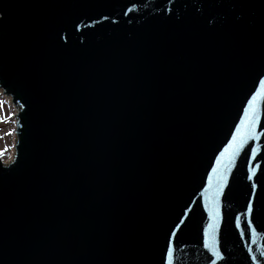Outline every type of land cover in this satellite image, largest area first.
<instances>
[{
  "label": "water",
  "instance_id": "obj_1",
  "mask_svg": "<svg viewBox=\"0 0 264 264\" xmlns=\"http://www.w3.org/2000/svg\"><path fill=\"white\" fill-rule=\"evenodd\" d=\"M262 77L264 0H0V264H264V92L208 196L222 259L203 246Z\"/></svg>",
  "mask_w": 264,
  "mask_h": 264
},
{
  "label": "snow or ice",
  "instance_id": "obj_2",
  "mask_svg": "<svg viewBox=\"0 0 264 264\" xmlns=\"http://www.w3.org/2000/svg\"><path fill=\"white\" fill-rule=\"evenodd\" d=\"M101 19H105V17H101ZM76 27L79 28L80 25H77ZM260 85L264 86V77L260 79ZM6 91L7 90L3 88V86H0V94L5 93ZM261 92H264V87L258 88L257 91L249 97L247 104L244 107V115L241 117L240 122L236 125V129L233 132L231 139L228 141V144L225 145L224 149L217 156L216 162L213 164L212 171L209 173L208 181L205 184V203L209 204L210 206L207 207L209 222L204 227L203 246L211 253L212 256L216 257L217 259H222L220 253L216 249L215 240V230L219 220V212L214 199L210 200L208 199V196L209 194H211L212 197L219 195L220 189L223 187L224 181L226 179L227 168L230 167L231 157L234 156L249 140L260 138L257 132V120L259 119L257 115V100L259 99ZM7 102V100H0V123H7L8 120L14 115L12 112H4L3 108ZM14 102L19 104L18 100ZM20 107L23 108V105H20ZM9 134V132L4 133L5 136ZM7 150V147L0 148V156H3ZM250 151L252 155H255L257 149L255 147H251ZM11 160L12 157H9L7 161H0V164L6 166L11 162ZM222 165L223 167H221ZM254 171L255 168L248 170L247 179L249 181H253ZM250 188L252 192H255L257 188L256 183H251ZM252 212L253 196L250 194L247 198V203L242 216H238L237 219L247 218ZM177 227H179V225H177ZM237 227H239V225H237ZM247 232L251 233L253 238L256 235V232L250 222L247 224ZM171 251L172 247L171 243L169 242L167 253L164 257L165 264H171ZM257 251H260V249L257 248ZM260 255L264 256V251H260Z\"/></svg>",
  "mask_w": 264,
  "mask_h": 264
},
{
  "label": "rangeland",
  "instance_id": "obj_3",
  "mask_svg": "<svg viewBox=\"0 0 264 264\" xmlns=\"http://www.w3.org/2000/svg\"><path fill=\"white\" fill-rule=\"evenodd\" d=\"M5 96L0 94V100H7L4 98ZM8 102L4 105V112H12L14 115L11 119L8 120L7 123H0V148L7 147V152L4 153L3 156H0V161H7L8 158L11 155L14 142H15V134H14V128H15V109L13 105L10 103V100H7ZM9 132L10 134L5 136L4 133Z\"/></svg>",
  "mask_w": 264,
  "mask_h": 264
},
{
  "label": "bare ground",
  "instance_id": "obj_4",
  "mask_svg": "<svg viewBox=\"0 0 264 264\" xmlns=\"http://www.w3.org/2000/svg\"><path fill=\"white\" fill-rule=\"evenodd\" d=\"M4 98H6L7 100H10V99H9V97H7V96H6V97H4ZM14 143H15V142H14ZM13 147H14V146H13ZM12 155H13V149H12V152H11V155H10V157H12Z\"/></svg>",
  "mask_w": 264,
  "mask_h": 264
}]
</instances>
